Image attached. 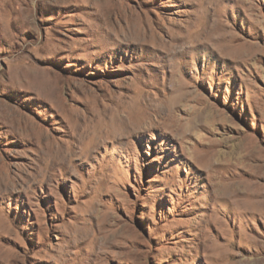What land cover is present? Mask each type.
I'll list each match as a JSON object with an SVG mask.
<instances>
[{"label": "rangeland", "instance_id": "rangeland-1", "mask_svg": "<svg viewBox=\"0 0 264 264\" xmlns=\"http://www.w3.org/2000/svg\"><path fill=\"white\" fill-rule=\"evenodd\" d=\"M0 264H264V0H0Z\"/></svg>", "mask_w": 264, "mask_h": 264}]
</instances>
